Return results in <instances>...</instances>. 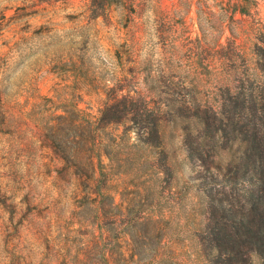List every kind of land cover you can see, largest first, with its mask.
Masks as SVG:
<instances>
[{
    "label": "rangeland",
    "instance_id": "obj_1",
    "mask_svg": "<svg viewBox=\"0 0 264 264\" xmlns=\"http://www.w3.org/2000/svg\"><path fill=\"white\" fill-rule=\"evenodd\" d=\"M263 27L264 0H0V264H210L174 109L261 82ZM123 98L158 148L91 126Z\"/></svg>",
    "mask_w": 264,
    "mask_h": 264
},
{
    "label": "trees",
    "instance_id": "obj_2",
    "mask_svg": "<svg viewBox=\"0 0 264 264\" xmlns=\"http://www.w3.org/2000/svg\"><path fill=\"white\" fill-rule=\"evenodd\" d=\"M256 54L261 82L246 77V91L227 93L215 107L206 106L190 117L184 116V108L174 109L184 121L192 120L180 124L186 159L205 172L190 181L206 189L204 249L210 264H264V27ZM125 102L123 98L104 107L91 126L100 130L129 122L138 143L158 148L161 126L153 122V111L133 105L120 111L119 104ZM215 185L218 190H207Z\"/></svg>",
    "mask_w": 264,
    "mask_h": 264
}]
</instances>
